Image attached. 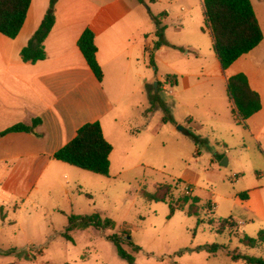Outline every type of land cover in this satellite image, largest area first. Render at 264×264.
I'll return each mask as SVG.
<instances>
[{
	"label": "rangeland",
	"instance_id": "obj_1",
	"mask_svg": "<svg viewBox=\"0 0 264 264\" xmlns=\"http://www.w3.org/2000/svg\"><path fill=\"white\" fill-rule=\"evenodd\" d=\"M138 1L160 21L155 41L164 43L143 52L145 63L137 64L143 76L105 79L114 108L104 130L108 137L112 126L121 132L117 140L110 137L116 149L108 175L66 164L74 172L62 169L61 179L45 170L32 189L22 183L27 191L0 190V264H129L117 255L111 234L120 236L133 264H247L232 260L234 252L264 259V244L240 242L264 229V0H250L262 40L226 69L205 25L203 0ZM233 72L245 74L262 104L244 122L226 88ZM168 74L175 84L165 80ZM166 109L173 123L162 122ZM162 183L170 185L165 201L144 198L142 190L154 192ZM255 187L261 198L239 200ZM191 193L200 200L198 215L171 214L170 203ZM92 213L113 225L71 230L73 240L62 236L68 215ZM212 244L219 246L214 252Z\"/></svg>",
	"mask_w": 264,
	"mask_h": 264
},
{
	"label": "crops",
	"instance_id": "obj_2",
	"mask_svg": "<svg viewBox=\"0 0 264 264\" xmlns=\"http://www.w3.org/2000/svg\"><path fill=\"white\" fill-rule=\"evenodd\" d=\"M48 2L31 0L18 34L14 38L0 34V131L40 119L32 131L0 136V190L8 194L27 191L22 183L34 188L45 170L54 180L61 179L62 169L71 172L65 167L67 163L52 158V154L85 122H100L112 146L110 158L116 149L110 137L114 135L117 140L121 132L112 126L108 137L104 130L103 119L114 108L105 79L113 81L115 73L125 78L131 74L140 77L137 64L145 63L143 52L151 51L156 40V25L145 4L138 0H56L54 24L43 42L45 58L24 62L20 49L38 27ZM85 28L94 32L101 81L95 78L77 47ZM261 109L262 104L257 112ZM247 191L245 201L261 198L258 188Z\"/></svg>",
	"mask_w": 264,
	"mask_h": 264
},
{
	"label": "trees",
	"instance_id": "obj_3",
	"mask_svg": "<svg viewBox=\"0 0 264 264\" xmlns=\"http://www.w3.org/2000/svg\"><path fill=\"white\" fill-rule=\"evenodd\" d=\"M30 2L31 0H0V34L8 38H14L18 34L26 18ZM55 3L56 0H49L48 7L38 27L20 49L22 61L34 63L45 58L43 42L54 24ZM202 5L205 25L209 28L214 51L223 69H226L242 54L249 52L262 40L263 33L250 0H203ZM153 19L156 25L155 33L157 36H161L163 28L160 21L155 16ZM162 43L164 41H155L153 48H158ZM77 47L95 78L101 81L103 74L96 60L97 48L94 43V32L90 28H85L81 32L77 39ZM150 64L154 65L152 56ZM165 80L176 83L175 75H165ZM226 88L240 122H244L261 108L260 97L250 87L244 73L238 72L228 77ZM148 95H150L149 91ZM162 122H174L167 109L162 116ZM39 123V118L32 119L30 124L16 123L1 130L0 136L8 132H29ZM186 134L195 141H200V136L190 130H187ZM111 150L112 146L105 139L100 122L96 120L83 123L76 130L75 136L52 154V158L82 170L108 175ZM177 182L183 183L180 179ZM169 188V184L162 183L156 187L154 192L142 190V194L148 201H165ZM237 197L239 200H246L248 191L240 192ZM199 204L200 200L196 195L184 194L177 202H171L169 209L171 214L176 209H184L188 215H198L196 207ZM112 225L113 221L110 218H102L98 213L89 215L70 214L67 216V223L62 236L67 240H73L70 235L71 230H84L89 226L96 229H106ZM123 234L129 237L127 232H123ZM119 237L117 234H111L107 238L113 243L117 255L129 264H133V255L120 245ZM240 242L246 247L264 244V229L259 230L256 236L244 234L240 238ZM133 247L139 250L137 245ZM208 247L211 252H214L219 246L212 244ZM240 258L247 264H264L262 258L235 252L231 255L232 260Z\"/></svg>",
	"mask_w": 264,
	"mask_h": 264
},
{
	"label": "built area",
	"instance_id": "obj_4",
	"mask_svg": "<svg viewBox=\"0 0 264 264\" xmlns=\"http://www.w3.org/2000/svg\"><path fill=\"white\" fill-rule=\"evenodd\" d=\"M186 189H189V187L186 185V187H185Z\"/></svg>",
	"mask_w": 264,
	"mask_h": 264
}]
</instances>
